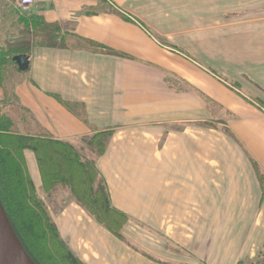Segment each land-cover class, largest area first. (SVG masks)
<instances>
[{
	"label": "crops",
	"instance_id": "obj_1",
	"mask_svg": "<svg viewBox=\"0 0 264 264\" xmlns=\"http://www.w3.org/2000/svg\"><path fill=\"white\" fill-rule=\"evenodd\" d=\"M212 3L35 0L24 11L0 1V43L30 47L17 92L39 124L66 141L113 130L97 167L137 247L71 204L54 219L84 264H240L264 249L254 167L264 174V0L239 8L255 20L216 24L258 29L226 44L220 71L196 47L207 50L200 34L213 39L212 16H197ZM25 155L39 191L35 154Z\"/></svg>",
	"mask_w": 264,
	"mask_h": 264
},
{
	"label": "trees",
	"instance_id": "obj_2",
	"mask_svg": "<svg viewBox=\"0 0 264 264\" xmlns=\"http://www.w3.org/2000/svg\"><path fill=\"white\" fill-rule=\"evenodd\" d=\"M25 22L27 29L31 23H38L33 18ZM29 53L30 47L25 44L0 43V199L14 231L36 264H84L62 239L50 206L31 178L25 153L35 154L46 200L67 190L70 201L126 241L123 229L129 217L112 205L108 185L96 163L105 154L112 133L99 132L82 139L86 145L82 151L87 148L93 153L89 158L72 143L54 138L43 128L17 92L22 73L13 57ZM254 167L263 184L264 174L255 163Z\"/></svg>",
	"mask_w": 264,
	"mask_h": 264
},
{
	"label": "rangeland",
	"instance_id": "obj_3",
	"mask_svg": "<svg viewBox=\"0 0 264 264\" xmlns=\"http://www.w3.org/2000/svg\"><path fill=\"white\" fill-rule=\"evenodd\" d=\"M0 1H2V0H0ZM4 1H7L10 5L15 4V5L20 6L18 4V2H16V0L14 1V3L11 0H4ZM226 2H228V3H226ZM249 3H250V0H223V1L222 0H213V3H212L213 7H212V11L211 12L210 11H205V12L197 11L198 19L204 20V18L206 16H212V20H213V24H214V28L212 29V32L214 33V35L212 36V38H213L212 40H209L208 36L206 38H203V34H200V38L199 39H201L204 42H207V44H208L207 50L205 48H202V45H200V44L196 45V47L200 50V54L203 55V57L206 58V60H207L206 62H211L212 63V66H210L211 68L212 67H216V69L220 71L219 67L222 66L223 64H225L224 63L225 61L222 58V54L225 51L226 44L228 42L237 43L238 41H241L242 38L249 37V33L252 30L253 31H258V29H245V27L244 28L242 27L240 30H237V28L227 29V28H224V27L221 28L219 25H216L217 23H220L222 21H229L230 24H232V23L235 24L236 22H242V23L246 24L249 21L255 20V14L239 12L240 6H242V5L245 6V5L249 4ZM207 5H208V3H207ZM225 8H227V9L225 10ZM20 9L22 10L21 7H20ZM221 10H223V11H221ZM1 13H3V12H1ZM258 15L260 17V18H258L259 20L260 19H264L263 18L264 14H258ZM259 31L260 32H264L263 29H261ZM0 39H3V38H0ZM204 39H206V40H204ZM206 62H204V63L206 64ZM205 64H204V66H206ZM231 68L234 69L235 71H237V70L242 69L243 67L240 66V65H237V66H232ZM206 69L208 71H211V72H214V71L216 72V70L213 71L212 69H208L207 66H206ZM28 74H29V72L22 73V79H23L24 82H25ZM215 75H217V74H215ZM230 82L234 85V87L236 86L235 82H233V81H230ZM1 93H3V92H0V94ZM0 97H2V96L0 95ZM212 107L215 108V106H212ZM205 124H207V123H205ZM208 125H209L208 127H213V128L217 127L216 124H212V125L208 124ZM215 129H217V128H215ZM99 132H107V133L109 132V133H112V135H113V130L112 129H106V130H95V132L93 134H91V136L94 135V134H97ZM112 135L110 137L109 143L111 141ZM64 141H66V140H64ZM68 142L72 143L80 152L85 153L86 155H88L89 158L93 157V153L89 149L86 148L84 151H82V148H84V146L86 147V145L84 144V142L82 140H79V141H68ZM109 143H108V146H109ZM107 150H108V147H107ZM107 150H106V152H107ZM106 152H105V154H106ZM99 158L100 157L97 158L96 163H97ZM38 192H39L40 196L50 206L51 214L53 216V219H54L55 216L60 215L61 213L65 212L66 208L69 205L76 204V203L70 201V199L72 200V198H71L70 193L67 190H64V192H60L59 197L53 198L50 201L45 199V195H44L42 189L39 190ZM86 215L91 217L87 213H86ZM54 221H55V219H54ZM100 226H102V225H100ZM125 240L126 241H124V240H121V241H123L125 243H128L130 246H136L137 247V245L132 240H130L129 238H125ZM162 240H165L169 245H171L172 240L169 237H164V238H162ZM167 240H170V242H168ZM141 251H143L144 253H148L145 250H141ZM148 254H152V253H148ZM241 264H264V249H262V251L259 254H257L255 259H251V258L246 259Z\"/></svg>",
	"mask_w": 264,
	"mask_h": 264
},
{
	"label": "water",
	"instance_id": "obj_4",
	"mask_svg": "<svg viewBox=\"0 0 264 264\" xmlns=\"http://www.w3.org/2000/svg\"><path fill=\"white\" fill-rule=\"evenodd\" d=\"M19 71L26 73L31 68L30 54L13 57ZM0 264H36L29 256L22 242L14 231L0 199Z\"/></svg>",
	"mask_w": 264,
	"mask_h": 264
},
{
	"label": "built area",
	"instance_id": "obj_5",
	"mask_svg": "<svg viewBox=\"0 0 264 264\" xmlns=\"http://www.w3.org/2000/svg\"><path fill=\"white\" fill-rule=\"evenodd\" d=\"M18 4L24 11H29L30 8L35 4V0H18ZM2 8L0 6V16H1Z\"/></svg>",
	"mask_w": 264,
	"mask_h": 264
}]
</instances>
